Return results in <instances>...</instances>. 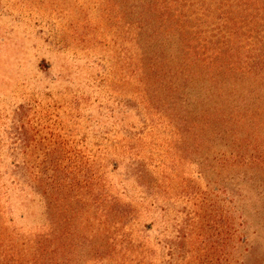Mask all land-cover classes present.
<instances>
[{"label": "rangeland", "instance_id": "rangeland-1", "mask_svg": "<svg viewBox=\"0 0 264 264\" xmlns=\"http://www.w3.org/2000/svg\"><path fill=\"white\" fill-rule=\"evenodd\" d=\"M117 1L0 0V201L10 231H43L46 188L60 183L66 202L97 193L130 206L120 226L96 229L110 247L148 251L95 260L79 249L75 264L253 262L237 248L241 209L256 219L249 236L264 258V165L210 166L202 151H181L149 103L136 71L139 30Z\"/></svg>", "mask_w": 264, "mask_h": 264}, {"label": "trees", "instance_id": "trees-1", "mask_svg": "<svg viewBox=\"0 0 264 264\" xmlns=\"http://www.w3.org/2000/svg\"><path fill=\"white\" fill-rule=\"evenodd\" d=\"M113 3L118 5L117 0ZM122 3L123 21L129 28L136 22L139 30L136 71L148 87L149 103L180 135L181 151L187 148L191 155L202 151L210 166H263L264 0ZM221 147L225 154L230 152L228 157H217ZM18 185L12 187L22 194ZM61 190L60 183L46 188L50 198L44 204L45 228L30 238L13 236L0 201V264H75L79 249L95 260L104 259L106 253L118 254L119 249L129 257L134 248L145 258L144 247L122 243L110 247L111 238L96 229L109 223L120 226L130 206L97 193L87 200L66 202ZM239 214V255L243 261L252 258L245 264H264L256 254L258 235L249 236L256 219L251 223L243 209ZM228 228L225 221L224 229Z\"/></svg>", "mask_w": 264, "mask_h": 264}]
</instances>
